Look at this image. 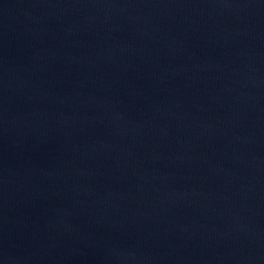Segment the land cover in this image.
I'll return each instance as SVG.
<instances>
[{"label":"water","instance_id":"obj_1","mask_svg":"<svg viewBox=\"0 0 264 264\" xmlns=\"http://www.w3.org/2000/svg\"><path fill=\"white\" fill-rule=\"evenodd\" d=\"M0 264H264V0H0Z\"/></svg>","mask_w":264,"mask_h":264}]
</instances>
